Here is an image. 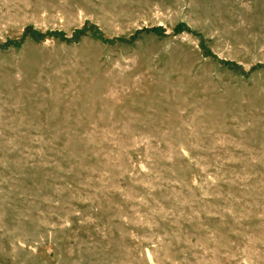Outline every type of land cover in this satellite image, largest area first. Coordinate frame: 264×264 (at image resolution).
<instances>
[{"label":"rangeland","instance_id":"374dc122","mask_svg":"<svg viewBox=\"0 0 264 264\" xmlns=\"http://www.w3.org/2000/svg\"><path fill=\"white\" fill-rule=\"evenodd\" d=\"M0 264H264V0H0Z\"/></svg>","mask_w":264,"mask_h":264}]
</instances>
